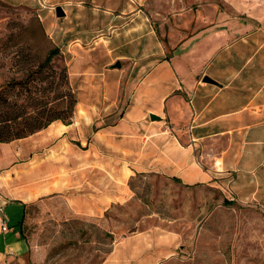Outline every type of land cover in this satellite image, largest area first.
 I'll return each mask as SVG.
<instances>
[{
  "label": "crops",
  "instance_id": "crops-1",
  "mask_svg": "<svg viewBox=\"0 0 264 264\" xmlns=\"http://www.w3.org/2000/svg\"><path fill=\"white\" fill-rule=\"evenodd\" d=\"M229 23L200 18L191 37L163 49L173 57L153 68L143 57L141 76L125 84L131 98L125 111L101 110L80 93L71 125L54 122L0 143V215L8 225L3 231L0 223V264H26L25 206L60 197L72 218H102L132 198L129 182L137 175L178 179L264 206L263 34ZM142 49L149 54V44ZM174 244L166 233H136L116 241L103 264H161L174 257Z\"/></svg>",
  "mask_w": 264,
  "mask_h": 264
},
{
  "label": "rangeland",
  "instance_id": "rangeland-1",
  "mask_svg": "<svg viewBox=\"0 0 264 264\" xmlns=\"http://www.w3.org/2000/svg\"><path fill=\"white\" fill-rule=\"evenodd\" d=\"M11 1L0 0V93L26 112L33 110L28 103L36 97L56 109L65 107L55 93L47 98L44 89L39 91L40 84L53 80L62 93L68 81L77 102L82 93L101 110L125 111L131 101L125 84L141 76V59L149 58L153 68L165 56L173 57L170 51L162 55L163 49L191 37L200 18L214 19L216 25H249L264 41V0ZM58 7L65 17L57 16ZM103 8L111 15L104 10L100 15ZM114 26L118 35L111 33ZM126 30L128 38L122 33ZM102 40L103 49L95 52ZM143 44H149V54H142ZM55 47L61 55L53 68L57 73L67 69V80L45 72L33 78L35 83L31 79L37 88L8 87L26 81ZM118 62L120 67L113 68ZM129 187L132 198L97 219L72 218L60 197L25 206L26 264H103L116 241L152 230L175 241L174 257L161 264H264V206L256 200L233 199L221 190L189 187L159 175H137Z\"/></svg>",
  "mask_w": 264,
  "mask_h": 264
},
{
  "label": "trees",
  "instance_id": "trees-1",
  "mask_svg": "<svg viewBox=\"0 0 264 264\" xmlns=\"http://www.w3.org/2000/svg\"><path fill=\"white\" fill-rule=\"evenodd\" d=\"M61 55V49L55 47L51 49L45 59L39 63L38 68L27 76L26 81H12L8 84V87H23L29 89L31 87L37 88L38 84L31 86V79L44 76L45 72H50L52 77L60 76L64 80L68 79L67 69H64L61 73L53 68L54 60ZM41 79L39 82H43ZM35 83V79L33 80ZM32 81V82H33ZM68 81L65 82V92L62 93L59 84L53 80L47 82L45 86L40 84L39 91L49 98L51 93L57 95L58 100L65 104L62 109H56L52 106V102H47L45 98H30L28 105L33 108L31 112L25 111V106H14L9 103L3 93H0V143L6 144L16 140L28 138L37 132H40L48 128L54 122H62L65 125H71L75 117V107L78 102L67 86ZM37 85V86H36ZM42 94V95H43ZM174 182L182 184L178 179H173ZM183 185V184H182ZM24 219V217H23ZM23 221V220H22ZM23 223V222H22Z\"/></svg>",
  "mask_w": 264,
  "mask_h": 264
},
{
  "label": "water",
  "instance_id": "water-1",
  "mask_svg": "<svg viewBox=\"0 0 264 264\" xmlns=\"http://www.w3.org/2000/svg\"><path fill=\"white\" fill-rule=\"evenodd\" d=\"M56 14L58 17H65V12H64V9L62 7H58L57 10H56ZM120 67V64L117 63L115 66H113V68H119ZM205 82L207 83H215L214 81H212L211 79H209L208 77L204 79ZM151 119L152 120H159V118L155 117V116H151Z\"/></svg>",
  "mask_w": 264,
  "mask_h": 264
},
{
  "label": "built area",
  "instance_id": "built-area-1",
  "mask_svg": "<svg viewBox=\"0 0 264 264\" xmlns=\"http://www.w3.org/2000/svg\"><path fill=\"white\" fill-rule=\"evenodd\" d=\"M0 223H1V228L3 231H7L8 230V225L5 222L4 218L0 217Z\"/></svg>",
  "mask_w": 264,
  "mask_h": 264
}]
</instances>
